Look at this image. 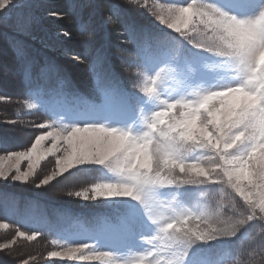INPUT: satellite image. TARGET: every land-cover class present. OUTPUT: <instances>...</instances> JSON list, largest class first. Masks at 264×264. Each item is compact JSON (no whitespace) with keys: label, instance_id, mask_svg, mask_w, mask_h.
<instances>
[{"label":"clouds","instance_id":"obj_1","mask_svg":"<svg viewBox=\"0 0 264 264\" xmlns=\"http://www.w3.org/2000/svg\"><path fill=\"white\" fill-rule=\"evenodd\" d=\"M122 6L150 18L156 31L140 28V41L162 50L146 65L128 38L124 79L114 81L126 84L127 115L117 123L52 120L22 102L16 129L43 131L25 151L2 152L22 155L28 171L40 172L21 183L19 169H0V182L137 206L146 248L121 254L0 218V264H56L52 257L63 264H190L193 249L212 242L235 245L213 264H264V0H115L121 15L108 20L129 37ZM77 59L95 88L92 66ZM62 83L74 87L70 77ZM85 166L100 177L62 192L49 183ZM188 191L194 198L184 203Z\"/></svg>","mask_w":264,"mask_h":264},{"label":"rangeland","instance_id":"obj_2","mask_svg":"<svg viewBox=\"0 0 264 264\" xmlns=\"http://www.w3.org/2000/svg\"><path fill=\"white\" fill-rule=\"evenodd\" d=\"M44 1L54 5L58 3L56 0ZM99 1L100 0H89L85 3L86 5L83 8L81 0H79V3H76V12L73 20L68 22L64 20V16L60 14L61 12L57 11L58 9L54 10L55 13L42 15L41 12L43 10L40 9V6L38 5L40 2L39 0H12V6L4 12H0V24H2L4 28L6 25L7 31V34H5V41L2 37L3 33L1 31L4 28L0 27V47H3L0 48V61L2 62V64H0V78H3L6 81L4 84L9 85V87H4L9 88L8 91L11 95V97H3L0 95V141L4 140L5 135L8 134L15 138L17 144L13 143L11 146H13L12 148L14 149L10 151H25L27 146H29L34 139L35 132L43 131L36 129L18 131L16 129L15 123L19 122V118L22 115L19 111V105L22 103L21 100H23V96L26 95L27 90L30 88L23 87L20 93H18L15 85L17 82V73H20L22 77H25L27 74L38 78L43 74L49 78L54 77V71L46 67L49 65L46 56L50 58V62H54V65L60 66L59 72H68L69 74H72L69 76L67 74V76L63 78H61V76L53 85L52 90L50 89V92L47 91V93H45L43 91L46 96L41 95L42 88L33 90L38 92L37 96L39 98L37 101L36 99H31L28 103L36 101L35 104L38 105L40 110H48V114L46 115L49 116L50 119H84L96 122L113 123L112 116L108 117L109 115L107 116L105 113L106 103L112 110V115L119 117V121H121L124 115L128 113L131 106H126L122 109L117 105V102L123 98H127L131 102V98L123 90L126 85L115 86L114 84L116 75H120L121 80L124 79L120 67V60L117 59L127 57V54L125 53L126 44L121 43V40L118 41V47H116L117 51L111 53L112 50L109 48L108 40L105 38L108 35L110 27L113 28L117 25L110 23L108 17L119 16L121 15V11L118 8L112 7L115 0H106L108 3V15H104L103 10L99 8ZM27 4H33V9H31L36 14L35 17L38 19L39 23L33 21L27 15L17 18V13L24 7H27ZM121 10L125 21L130 24V35H132L133 44H135L139 50L140 58L146 65L155 63L156 60L161 57L162 50L159 48L149 49L147 45L143 47L140 41V28H146L153 32L156 31L150 18L135 9L124 8L122 6ZM17 26H20V29L27 27L30 32L25 33L17 30ZM11 34L13 35V42L15 45H17V36L23 40L18 41V44H21V47L17 48L14 52L12 50L10 51L7 40L12 38ZM95 47L97 48V51L101 50L104 54L107 53L112 55V57H116V60H114V62L112 61L111 65H115L119 71L117 70L118 73L115 74L113 80H109L105 84L106 88L105 85L101 84L99 79L101 66H96L94 64L100 63V61L95 60L94 56L86 59L87 57L82 54L86 51L95 53L93 51ZM6 51L11 53L10 57L7 56ZM126 51L128 52L127 48ZM130 51H132V48ZM41 52L44 53L43 57ZM77 57H83L87 62V65L92 66V74L95 75L97 81L95 88L92 85V77L89 75V71L83 67L85 65L80 64ZM37 64L41 66H38ZM77 70L83 71L84 74L81 75ZM69 77L71 85H74V87L65 86V84L62 83V81ZM102 94L109 97V100L105 103L103 102L105 97H103L102 100L100 99ZM42 97L45 99H42ZM65 99L67 100L66 102ZM24 103H26V101ZM3 109L7 110V112ZM35 115L47 117L45 114L42 115V113H39V111ZM9 156L10 154L8 152H0V169H3L4 174H17V169H19V173L28 171L26 160L21 159L17 161L15 157L9 159ZM43 163L44 162L42 161L41 167L43 166ZM39 172L40 167L36 168L26 180H21V183H30ZM97 175L99 176L97 177ZM99 177V170L92 166H85L84 169L77 170L76 175L69 174L66 177H61L58 182L50 181L49 183H54L58 188L57 191L62 192L63 189L86 184L91 181V178L97 179ZM0 186V218H7L24 228L49 231L53 227H57L58 230L54 233L55 235L73 241L67 233L68 229L72 227L73 216L77 210H80L88 215L86 221L89 225L100 229L99 233L104 232L102 227L109 224L99 221H102L106 216L114 221L124 220L127 222L129 231L127 229L120 230V226H116L115 230L110 229V226H107L109 230H111L112 236L110 237H113L112 239L116 241L120 240V236L126 237L131 234L133 228H136L137 226H139V235L147 234L145 229L143 232L141 230L145 222L143 221L142 213L137 206H130L129 204L122 202L88 203L71 197H63L54 194L51 187L44 188L45 186L37 189L28 185L8 182H0ZM8 188L22 193H30L31 199L25 195L20 205L24 206L27 204L28 206L37 209V212L31 210V212H28L26 215L23 214L22 216H17V202L9 196L11 192H8ZM162 195L167 197L169 193L165 191ZM193 198L194 193L188 191L183 194L182 201L184 203H191ZM62 210L64 211L59 214ZM126 216L129 218H125ZM64 228L65 230L63 233L62 230ZM73 228L74 231L77 230L76 226ZM108 238L109 236L106 234L103 235V243H105L104 240ZM228 245H234V242H212L208 245H200L194 248L192 253L200 251L203 263L213 264L216 258L222 254H218V252L226 249ZM115 246L116 242L113 246H102V248L110 247V249L116 251ZM50 259L55 261L56 264H63V261H61L60 258L52 257ZM69 264H72V262H69ZM75 264H98V262L76 261Z\"/></svg>","mask_w":264,"mask_h":264},{"label":"trees","instance_id":"obj_3","mask_svg":"<svg viewBox=\"0 0 264 264\" xmlns=\"http://www.w3.org/2000/svg\"><path fill=\"white\" fill-rule=\"evenodd\" d=\"M40 2H39V6H40V9H42L43 11L41 12L42 13V15H45V14H51V13H55L54 12V10H57V11H60L61 13V15H63L64 16V20L66 21V22H68V21H72L73 20V15H74V13L73 12H70L69 10H68V1H72L73 2V5L75 4V3H79L78 1L79 0H56L58 3H56L55 5L54 4H49V3H47V2H45L44 0H39ZM89 0H81V4H83V7L86 5L85 3H87ZM102 4V5H101ZM99 8L101 9V10H103V14L104 15H108V12H107V10H108V3H107V1L106 0H100L99 1ZM60 7V8H59ZM34 12V11H33ZM100 13H102V12H100ZM103 14H101V15H103ZM0 27L2 28H4V26L2 25V24H0ZM119 26L118 25H116L115 27H113V28H111L110 27V30H109V32H108V35L105 37L107 40H108V45H109V47H110V49L112 50L111 51V53H115L116 51H117V49H116V47H118V41H122V40H124V44H126L125 46V53H127V51H126V48L128 47V48H130V45H128L127 44V40H126V37H125V35L122 33V32H118V30H117V28H118ZM2 31V33H3V38H4V40L6 41V38H5V32H6V34H7V31H6V28H4L3 30H1ZM99 36V35H98ZM97 36V37H98ZM8 40V45H9V49H10V51L12 50L13 52L15 51V50H17V47H16V45H15V43L13 42V38H11V39H7ZM103 41V40H102ZM101 41V42H102ZM100 42V43H101ZM97 43V42H96ZM95 43V44H96ZM113 43V44H112ZM0 48H3L2 46L0 47ZM81 51V50H80ZM80 51H79V53H80ZM6 54H7V56H9L10 57V55H11V53L9 52V51H6ZM128 55V54H127ZM43 57V56H42ZM46 58H47V61L49 62L48 64H54V62L52 63V62H50L49 61V57L48 56H46ZM115 59H116V57H115ZM121 58H118L117 60H120ZM0 64H2V62L0 61ZM77 71H79L80 72V74L82 75V74H84V72L83 71H81V70H77ZM17 75L18 76H16V78H17V82H16V85H15V87H19L20 85H21V83H22V75H20V73H17ZM72 75V74H71ZM15 76V75H14ZM6 81L2 78H0V95L1 96H3V97H8V96H10V93H9V88H5V87H9V85L8 84H4ZM18 83V84H17ZM5 86V87H4ZM5 112H7V110H5V109H3ZM10 135L8 134V135H5V138H4V140H2L3 142H11V143H15V141H14V139L13 138H11V137H9ZM22 140V139H21ZM16 142H17V140H16Z\"/></svg>","mask_w":264,"mask_h":264},{"label":"snow or ice","instance_id":"obj_4","mask_svg":"<svg viewBox=\"0 0 264 264\" xmlns=\"http://www.w3.org/2000/svg\"><path fill=\"white\" fill-rule=\"evenodd\" d=\"M11 6H12V0H0V12H4L6 9H8ZM13 157H15V159L17 161H19V160H21L23 158L22 155H20V156H12V155H10L8 158L12 159ZM31 173H32L31 171L24 172V173H19L16 178L18 180H26ZM97 194L98 195L101 194L99 192V190H97Z\"/></svg>","mask_w":264,"mask_h":264},{"label":"bare ground","instance_id":"obj_5","mask_svg":"<svg viewBox=\"0 0 264 264\" xmlns=\"http://www.w3.org/2000/svg\"><path fill=\"white\" fill-rule=\"evenodd\" d=\"M28 212L26 211V210H21V209H17V214H18V216H20V215H26Z\"/></svg>","mask_w":264,"mask_h":264}]
</instances>
